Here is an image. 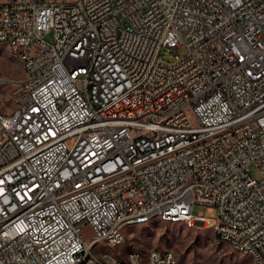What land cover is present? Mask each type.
I'll list each match as a JSON object with an SVG mask.
<instances>
[{
	"label": "built area",
	"instance_id": "obj_1",
	"mask_svg": "<svg viewBox=\"0 0 264 264\" xmlns=\"http://www.w3.org/2000/svg\"><path fill=\"white\" fill-rule=\"evenodd\" d=\"M0 40V264H116L127 214L264 264V0H0Z\"/></svg>",
	"mask_w": 264,
	"mask_h": 264
},
{
	"label": "rangeland",
	"instance_id": "obj_2",
	"mask_svg": "<svg viewBox=\"0 0 264 264\" xmlns=\"http://www.w3.org/2000/svg\"><path fill=\"white\" fill-rule=\"evenodd\" d=\"M45 40L51 42L52 36L47 35ZM171 55L182 57L185 50L180 48L174 51L165 49L161 58L171 62ZM22 75V63L10 56L8 47L0 44V111H9L12 108L10 93L13 85L7 81H14ZM6 80V81H5ZM3 104V105H2ZM252 175L258 180L259 174L252 167ZM200 212L214 216V212L205 207H195V215ZM125 243L119 248L107 249L97 247L96 251H109L114 255L124 257L131 251L145 255L149 250L158 249L170 252L178 264H251V259L245 254L235 252L228 244L216 238L210 227L197 226L189 228L184 223H167L160 220L144 226L126 227ZM84 239L92 237L89 227L82 229Z\"/></svg>",
	"mask_w": 264,
	"mask_h": 264
},
{
	"label": "bare ground",
	"instance_id": "obj_3",
	"mask_svg": "<svg viewBox=\"0 0 264 264\" xmlns=\"http://www.w3.org/2000/svg\"><path fill=\"white\" fill-rule=\"evenodd\" d=\"M0 44L6 45V40H0ZM10 56L14 59L19 60L22 63L23 66V57H19V54H14V44H7ZM0 113H4L1 112ZM154 220H160L163 222H166V215L164 214H155L152 216H149L147 218H141L140 222L138 224H134L131 222H135V214H127V222H120V229L124 230L126 227H137V226H144L146 224H149L153 222ZM169 223H178V216H169ZM186 224L189 228H194L191 225V222H182ZM212 231L214 232L216 238H218L220 241L226 243L221 235H219L218 229H214L213 227H210ZM104 246V243H97V247ZM150 252H154L159 255H167L168 251H160L158 249H152L149 250ZM149 251L142 255L139 252L131 251L127 253L124 257H121L119 255L118 261L116 264H131V257L134 256V262L135 264H149ZM250 257L252 261V254H245ZM169 257L172 258L173 264H178L175 260L174 256L169 252ZM88 258H95V251H88ZM253 264V263H251Z\"/></svg>",
	"mask_w": 264,
	"mask_h": 264
}]
</instances>
